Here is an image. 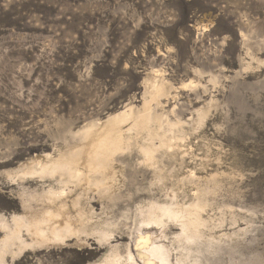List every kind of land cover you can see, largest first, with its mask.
I'll return each mask as SVG.
<instances>
[{"label":"rangeland","instance_id":"rangeland-1","mask_svg":"<svg viewBox=\"0 0 264 264\" xmlns=\"http://www.w3.org/2000/svg\"><path fill=\"white\" fill-rule=\"evenodd\" d=\"M66 186L0 264H264V0H0V222Z\"/></svg>","mask_w":264,"mask_h":264},{"label":"bare ground","instance_id":"bare-ground-1","mask_svg":"<svg viewBox=\"0 0 264 264\" xmlns=\"http://www.w3.org/2000/svg\"><path fill=\"white\" fill-rule=\"evenodd\" d=\"M47 166L45 165V169L42 167L43 174L41 177H44L48 172L49 168H46ZM35 173L37 174V172ZM39 174L41 173L39 172ZM66 182L68 183V181ZM66 188L67 186L64 187L63 190L61 188V191L59 190L61 193L58 191L60 194L54 192L53 189V191L51 190L48 194L44 195V197L42 196V198L40 199L36 198L35 201H37V203L40 202V204L37 205L36 208L33 207L32 209L25 210L26 212L25 214H23L24 216L16 217L15 219H13L12 226L4 221H1V229L7 232V235L3 241L5 247H7L6 245H8L9 243L15 244L16 241L22 246L23 249L29 246H52L58 245L61 242L65 241L66 238L73 236V233L76 230H79V227H75V224H77L76 222L81 223L83 222V220L81 213H79L80 211L78 212L74 209L78 204L76 202L75 204L72 201V204L74 205L73 208L69 206L70 204H67V200L69 198L67 197V194H71L72 192L70 190L74 189H69L68 187L67 190ZM71 232L73 233L71 234ZM141 248L142 250H144L145 255L143 256L150 259L148 260L149 263L155 264L157 262L156 264H168L162 247H157V245L149 246L146 244Z\"/></svg>","mask_w":264,"mask_h":264}]
</instances>
